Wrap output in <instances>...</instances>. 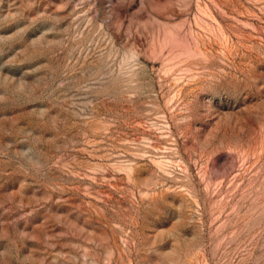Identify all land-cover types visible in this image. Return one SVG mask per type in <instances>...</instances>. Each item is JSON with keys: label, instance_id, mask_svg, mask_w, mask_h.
Here are the masks:
<instances>
[{"label": "rangeland", "instance_id": "374dc122", "mask_svg": "<svg viewBox=\"0 0 264 264\" xmlns=\"http://www.w3.org/2000/svg\"><path fill=\"white\" fill-rule=\"evenodd\" d=\"M0 264H264V0H0Z\"/></svg>", "mask_w": 264, "mask_h": 264}]
</instances>
